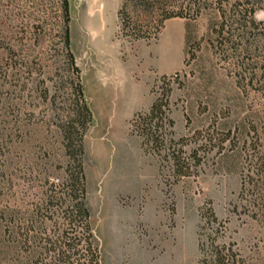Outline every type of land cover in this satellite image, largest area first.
Returning a JSON list of instances; mask_svg holds the SVG:
<instances>
[{
  "label": "rangeland",
  "instance_id": "1",
  "mask_svg": "<svg viewBox=\"0 0 264 264\" xmlns=\"http://www.w3.org/2000/svg\"><path fill=\"white\" fill-rule=\"evenodd\" d=\"M87 1L68 0V30L92 116L83 167L100 264H199L209 232L201 228V214L208 209L225 227L220 240L233 242L247 264H264V168L257 170L258 162L264 164V11L254 16L256 41L237 33L217 39L210 32L219 21L212 10L164 21L163 28L171 19L188 25L183 66L166 75L169 117L174 140L182 138L176 148L199 160L190 175L174 178L169 161L141 145L129 125L164 86L161 75L144 83L129 65L138 66L137 52L154 39L129 42L121 35V2L117 9L97 4L86 10ZM60 8V0H0V98H8L16 129L10 150L16 204L24 191L35 200L45 181L60 178L57 126L71 102ZM127 12L153 30L155 17L134 5ZM163 28L156 50L169 41ZM7 66L16 76L2 87Z\"/></svg>",
  "mask_w": 264,
  "mask_h": 264
},
{
  "label": "trees",
  "instance_id": "2",
  "mask_svg": "<svg viewBox=\"0 0 264 264\" xmlns=\"http://www.w3.org/2000/svg\"><path fill=\"white\" fill-rule=\"evenodd\" d=\"M132 5L143 14L155 17L152 31L143 29L137 19H131L127 9ZM60 7L62 45L66 67L71 74L67 83L71 90L70 109L57 126L64 158L63 164L57 166L61 170L60 178L56 182L45 181L47 187L35 200L29 198L27 191L23 192L24 198L19 204L11 199L14 183L10 150L16 129L9 116L8 98L1 97L0 264H100L86 203L83 167V136L92 116L84 97L80 70L69 50L68 0H60ZM210 10L219 18L217 27L210 29L217 39L222 41L225 35L237 33L239 39L256 41L254 37L258 36L260 29L254 16L258 10L264 11V0H121L117 11L119 31L129 42L155 40L165 20L175 17L192 20ZM233 25L235 28H232ZM189 40L188 25L184 24V53L189 49ZM7 68L2 72V87L9 77L16 76L9 74ZM159 80L164 86H161L160 92H155L147 110L133 114L129 121L130 131L141 139V145L169 161L174 178L187 176L199 160L195 152L185 155L174 145L182 138L175 141L171 132L170 82L166 75H161ZM262 168L264 164L258 162L257 170L262 172ZM201 219V228L209 232L200 243L199 264H247L233 242L220 240L225 227L211 209L201 214Z\"/></svg>",
  "mask_w": 264,
  "mask_h": 264
},
{
  "label": "crops",
  "instance_id": "3",
  "mask_svg": "<svg viewBox=\"0 0 264 264\" xmlns=\"http://www.w3.org/2000/svg\"><path fill=\"white\" fill-rule=\"evenodd\" d=\"M87 2L86 6L92 9L96 8L97 4L101 8L117 9L121 0H88ZM166 26L169 31V41H166L159 50L155 49V40L146 43L145 49L137 52L138 66L135 62L129 63L130 66L137 67L144 83L151 82L155 75H170L183 66L184 23L180 19H171L165 24L163 31ZM92 31L95 32L94 29Z\"/></svg>",
  "mask_w": 264,
  "mask_h": 264
},
{
  "label": "bare ground",
  "instance_id": "4",
  "mask_svg": "<svg viewBox=\"0 0 264 264\" xmlns=\"http://www.w3.org/2000/svg\"><path fill=\"white\" fill-rule=\"evenodd\" d=\"M83 4H84V3L79 4V6H80L79 8H81ZM87 9H92V8H88V7H87L86 10H87ZM93 13H95V12H93ZM94 17H95V14L92 15V16H89V15L86 16V18H87V19L89 18V20H90V18H94ZM87 31H89V33H90V32H91V29H88ZM92 32H93V31H92Z\"/></svg>",
  "mask_w": 264,
  "mask_h": 264
}]
</instances>
